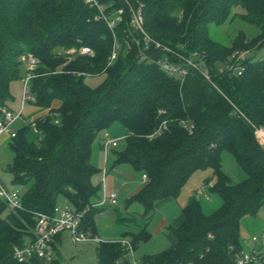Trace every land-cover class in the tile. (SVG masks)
Instances as JSON below:
<instances>
[{"label":"trees","instance_id":"trees-1","mask_svg":"<svg viewBox=\"0 0 264 264\" xmlns=\"http://www.w3.org/2000/svg\"><path fill=\"white\" fill-rule=\"evenodd\" d=\"M98 2L101 9L85 0H0V117L8 110L11 84L23 79L25 85L27 74L33 100L25 104L48 111L11 137L12 183L26 189L16 211L0 198V264H20L14 248L33 239L37 215H53L60 197L81 214V230L97 237L95 216L103 208L100 187L92 181L97 173L93 145L102 135L106 154L116 148L114 141L105 149L110 139L103 134L117 122L126 130L125 146L114 153L112 167L130 165L145 178L126 204H139L143 214L142 219L117 216L119 225L134 232L97 243L96 264H131L120 241H128L133 252L148 242L147 227L158 204L178 199L190 177L208 168L215 179L210 191L221 197V207L206 215L199 201L205 194L197 191L182 209L181 224L169 227L175 243L139 261L235 263L249 244L243 226L248 221L246 228L256 227L264 207V150L254 136V128L264 127V56H257L264 49V0ZM139 7L151 41L132 26L131 8ZM237 7L259 34L251 40L241 34L227 47L210 38L209 26L224 23ZM118 10H123L119 21ZM82 47L94 55L79 56ZM246 50L252 56L239 76L230 67ZM113 51L118 55L110 63ZM29 56L37 60L32 70ZM165 61L188 68L187 76L169 75L159 65ZM100 75L105 76L100 87L86 84L87 77ZM31 131L36 141L28 137ZM225 152L244 171L243 182L233 184L223 172ZM263 234L251 241L264 239ZM249 255L250 264L264 263L257 251Z\"/></svg>","mask_w":264,"mask_h":264},{"label":"rangeland","instance_id":"rangeland-1","mask_svg":"<svg viewBox=\"0 0 264 264\" xmlns=\"http://www.w3.org/2000/svg\"><path fill=\"white\" fill-rule=\"evenodd\" d=\"M243 10L240 7L234 9L230 17L222 24L212 23L209 26V36L214 41L230 47L239 35H244L247 40L254 39L259 34V29L243 20L241 15ZM247 57L252 56L250 51H243ZM257 56H264V49L257 53ZM105 80V76H89L86 78V84L90 88L100 87ZM11 100L8 103V110L13 114L19 115L17 120L11 127V132H5L0 135V185L7 191L22 194L25 187L14 185L10 169L13 162V154L10 150L11 134H16L26 123L33 121L37 117L47 115L48 111L36 107L34 104H23L24 80H16L10 87ZM108 136L110 140L116 141L117 147L113 148L108 154L102 147V135L95 141L93 145L92 163L97 170L92 181L96 187H100L101 203L103 210L95 216L96 233L101 242L119 241L124 235L133 233L134 230L127 226H121L117 223V216L134 215L137 219H142L143 209L139 204H131L126 206L130 198L136 194L145 184L143 176L134 171L130 165H120L112 167L114 153L123 150L125 146L126 130L121 123H114L103 134ZM32 140H37V136L32 131L28 135ZM223 172L230 179L231 183L239 184L244 181L245 173L238 165L235 158L229 153H223ZM215 183L212 169H204L195 172L185 186L178 199H167L158 204L155 212L147 227V231L152 235L146 243H141L130 256L139 261L150 255H155L168 249L175 243V237L169 227L176 228L182 222V209L191 197H195L197 191H203L205 196L199 198L203 212L209 215L219 209L222 205L220 196L212 193L210 189ZM116 193L118 195L117 204L115 206L104 203V195ZM71 206L65 199L60 197L58 206ZM99 206V204L97 203ZM73 208V207H72ZM248 221L243 226L248 238L249 244L244 246L243 255H249L252 250L257 251L264 258V239L254 243L251 241L253 236L259 237L264 230V207L259 211L257 216V226L254 228H246ZM61 242L58 244L57 250L54 251L53 257L59 264H96V244L84 242L74 244L69 234L62 236ZM254 264H264L259 259Z\"/></svg>","mask_w":264,"mask_h":264},{"label":"built area","instance_id":"built-area-1","mask_svg":"<svg viewBox=\"0 0 264 264\" xmlns=\"http://www.w3.org/2000/svg\"><path fill=\"white\" fill-rule=\"evenodd\" d=\"M128 2V0H125ZM85 3L89 4L91 7L96 6L101 9L98 0H85ZM133 13L132 26L142 32L145 35L146 41H151V39L145 34L143 30V15L142 8L139 7L137 10L131 8ZM123 10H118L116 20L121 19ZM111 27L114 26L115 21L111 20L108 22ZM156 47H161L159 43H156ZM71 53H76V51H71ZM79 56H93L94 53L90 48L82 47L77 51ZM117 51H113L110 57V63L117 59ZM235 64L230 67V70L237 72L240 76L244 71L243 62L246 60V53H238L235 55ZM182 59H184L182 57ZM37 60L32 56L28 57L27 66L28 70L35 68ZM162 70L167 72L169 75H178L182 78L186 77L188 74V68L176 66L170 64L169 62H159ZM187 65L194 66L190 61H187ZM32 78L30 74H27L24 85L23 101H32V97L29 95V81ZM209 79V77L207 76ZM19 119V115L13 114L7 109L1 110L0 117V135L5 132H11L12 125ZM16 134L12 133L11 137L14 138ZM254 136L258 144L264 150V127L254 128ZM114 141L106 140L104 142L105 149H109L111 146H115ZM197 195H203V191H198ZM0 198L5 201L10 210L16 211L22 208L21 196L19 192L13 193L7 191L0 185ZM118 195L116 193H111L109 196L104 195L103 202L109 203L112 206L117 204ZM82 216L80 213H76L70 206H57L54 210L53 215L38 214L36 217V227L34 231L33 239L27 241L25 245L21 247H16L13 250V258L16 262L23 264L28 263L33 260H41L45 263H51L54 260V245L56 244V239L59 236L67 233L70 236L71 241L74 244H80L84 242L99 243L101 242L98 237H94L89 233L81 230ZM264 238V234L262 235ZM258 239L253 238L252 241L256 242ZM123 246L127 247L130 256L133 257V249L129 242L126 240L120 241ZM253 258L251 255H244L242 258L238 259L233 264H250ZM131 264H142L141 261L133 259Z\"/></svg>","mask_w":264,"mask_h":264},{"label":"crops","instance_id":"crops-1","mask_svg":"<svg viewBox=\"0 0 264 264\" xmlns=\"http://www.w3.org/2000/svg\"><path fill=\"white\" fill-rule=\"evenodd\" d=\"M23 104L25 105V103H24V101H23ZM19 120V119H18ZM30 139H32V138H30ZM143 179H144V181H145V178L143 177ZM63 236V235H62ZM60 237L59 238V240L56 242L57 243V247H58V244L61 242V239L63 238V237ZM98 237V236H97Z\"/></svg>","mask_w":264,"mask_h":264}]
</instances>
